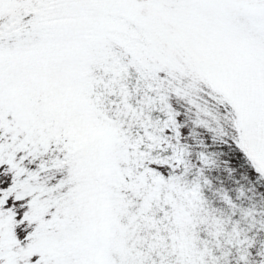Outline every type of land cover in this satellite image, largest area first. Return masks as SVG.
Wrapping results in <instances>:
<instances>
[{
  "label": "snow or ice",
  "instance_id": "obj_1",
  "mask_svg": "<svg viewBox=\"0 0 264 264\" xmlns=\"http://www.w3.org/2000/svg\"><path fill=\"white\" fill-rule=\"evenodd\" d=\"M0 264H264V0H0Z\"/></svg>",
  "mask_w": 264,
  "mask_h": 264
}]
</instances>
